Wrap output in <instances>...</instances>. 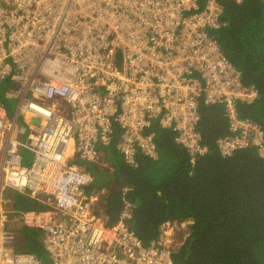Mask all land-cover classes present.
Wrapping results in <instances>:
<instances>
[{
  "label": "built area",
  "instance_id": "built-area-1",
  "mask_svg": "<svg viewBox=\"0 0 264 264\" xmlns=\"http://www.w3.org/2000/svg\"><path fill=\"white\" fill-rule=\"evenodd\" d=\"M222 13L220 0H0V264L43 262L17 247L12 216L41 232L51 264H176L177 222L145 243L127 223L135 205L123 188L118 220L106 224L82 162L99 160L116 126L126 164L156 158V122L193 165L207 152L201 102L223 108L222 156L253 147L264 160L261 125L237 111L257 90L210 32ZM12 191L41 206L6 207Z\"/></svg>",
  "mask_w": 264,
  "mask_h": 264
},
{
  "label": "trees",
  "instance_id": "trees-1",
  "mask_svg": "<svg viewBox=\"0 0 264 264\" xmlns=\"http://www.w3.org/2000/svg\"><path fill=\"white\" fill-rule=\"evenodd\" d=\"M204 1L198 0L199 5ZM220 1L224 24L210 32L240 70L244 84L255 86L256 98L238 103L237 111L264 132V0ZM199 112L197 129L207 152L193 165L174 140V131L156 122L151 129L157 157L139 154L136 166L126 164L116 152V126L106 155L112 168L82 163L92 175L87 192L104 189L95 208L112 224L122 207V189L127 188L125 195L135 205L127 223L145 243L156 237L161 222L187 221L185 236L171 250L176 264H264V160L253 147L222 156L216 145L217 137L227 132L221 104L201 102ZM111 151L117 161L110 158ZM6 194L17 209L41 206L22 192ZM27 229L25 247L39 254L41 232Z\"/></svg>",
  "mask_w": 264,
  "mask_h": 264
},
{
  "label": "rangeland",
  "instance_id": "rangeland-1",
  "mask_svg": "<svg viewBox=\"0 0 264 264\" xmlns=\"http://www.w3.org/2000/svg\"><path fill=\"white\" fill-rule=\"evenodd\" d=\"M116 152L119 154V157L120 159L122 160V157H121V154L119 153V151L116 149ZM22 153L24 154V158H25V162H29L30 161V154L25 150V149H22ZM116 153L114 151H111L110 152V158L113 160V161H117V157H116ZM104 161V158L101 156L99 158L98 161L94 162V164L98 167V168H104V169H108L110 168L109 164L105 161ZM123 161V160H122ZM111 163V162H110ZM111 169V168H110ZM7 192H4V196L5 197H8V195L6 194ZM93 195V194H92ZM95 196L97 197V194L95 193ZM11 197V196H9ZM99 202V199L98 197L94 200V203L97 204ZM10 204H6V207H9ZM99 205V204H98ZM186 230H187V221H182L180 223H176L175 224V227H174V231H175V234H174V238H175V241L178 240V238H180V240H178V242L176 243V245L181 241V238H183V236H185V233H186ZM39 255L42 257V260L45 264H51L50 262V259H49V254L42 250L40 251Z\"/></svg>",
  "mask_w": 264,
  "mask_h": 264
},
{
  "label": "crops",
  "instance_id": "crops-1",
  "mask_svg": "<svg viewBox=\"0 0 264 264\" xmlns=\"http://www.w3.org/2000/svg\"><path fill=\"white\" fill-rule=\"evenodd\" d=\"M100 149L102 151V157L104 158V161L103 162H107L111 167V163L110 161L106 158V155H108V148H107V145H102L100 146ZM104 192V189H100L98 191H96L95 193L97 194V197L98 199H101L102 197L100 196L102 193ZM12 194H14V192H10ZM101 193V194H100ZM12 197H10V205H9V208H15V204L13 203L12 201ZM8 227L10 228V230L13 232V234L15 235V238H16V245L19 249H26V244H27V231L28 229L21 223V221L16 218L15 216H12L11 220L9 221L8 223ZM29 237L31 238V235L29 233ZM34 242V241H32ZM28 250V249H26Z\"/></svg>",
  "mask_w": 264,
  "mask_h": 264
},
{
  "label": "clouds",
  "instance_id": "clouds-1",
  "mask_svg": "<svg viewBox=\"0 0 264 264\" xmlns=\"http://www.w3.org/2000/svg\"><path fill=\"white\" fill-rule=\"evenodd\" d=\"M109 145V144H108ZM82 163H87V162H82ZM90 163V162H89ZM110 168H112V167H110ZM95 194V193H94ZM100 200V199H99Z\"/></svg>",
  "mask_w": 264,
  "mask_h": 264
},
{
  "label": "bare ground",
  "instance_id": "bare-ground-1",
  "mask_svg": "<svg viewBox=\"0 0 264 264\" xmlns=\"http://www.w3.org/2000/svg\"><path fill=\"white\" fill-rule=\"evenodd\" d=\"M101 194V193H100Z\"/></svg>",
  "mask_w": 264,
  "mask_h": 264
}]
</instances>
